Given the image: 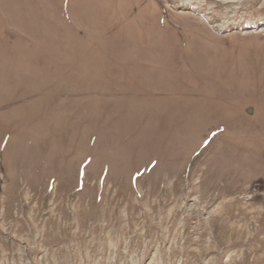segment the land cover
<instances>
[{"label": "rangeland", "instance_id": "obj_1", "mask_svg": "<svg viewBox=\"0 0 264 264\" xmlns=\"http://www.w3.org/2000/svg\"><path fill=\"white\" fill-rule=\"evenodd\" d=\"M0 264H264V0H0Z\"/></svg>", "mask_w": 264, "mask_h": 264}]
</instances>
